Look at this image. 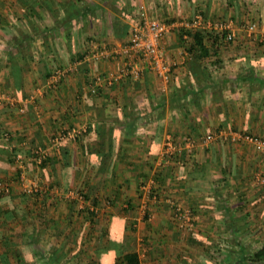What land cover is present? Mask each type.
<instances>
[{
    "label": "crops",
    "instance_id": "1",
    "mask_svg": "<svg viewBox=\"0 0 264 264\" xmlns=\"http://www.w3.org/2000/svg\"><path fill=\"white\" fill-rule=\"evenodd\" d=\"M39 1L42 7L34 10L23 0H0V91L5 95L0 145L27 152L19 164L28 165V180H38L40 191L51 196L47 213L52 225H39L40 197L28 203L19 195L17 202L0 201V264H42L65 236L63 251L72 264L81 260L72 257L78 252L82 259L94 255L97 227L62 198L74 192L65 195L58 186L49 187L61 183L64 166L72 164L77 168L75 187L83 182L91 194L88 183L102 182L95 207L99 228L110 215H124L123 209L131 206L126 215L136 226L134 243L144 261L238 264L241 246L247 254L263 247L264 179L258 173L264 171V154L255 143L229 136L244 132L264 137V0H119L117 9L112 2L82 0L85 8L95 1L99 5L69 31H43L55 26L59 0H51L52 11L45 0ZM196 15L205 22L232 21L235 41H224L208 59L184 62L165 87L149 69L139 78L119 75L129 64L117 51L140 19L170 25L162 46L169 58H179L186 29L180 23ZM115 21L129 25L126 35L116 34ZM253 22L257 31L251 35L246 27ZM33 33L28 44L26 37ZM13 36L21 40L14 49L19 51L20 93L5 53ZM57 68L65 73L49 85ZM96 76L103 80L93 93ZM160 111L163 120L158 119ZM72 128L81 129L77 138L56 140ZM4 132L11 143L3 139ZM170 132L175 150L167 152ZM33 146L49 158L46 169L29 155ZM91 149L110 151L107 171L87 168L94 161ZM146 185L154 191L149 193ZM21 187L28 194L36 192ZM176 205L193 210L195 230L190 234L177 226ZM79 231L82 237L76 236Z\"/></svg>",
    "mask_w": 264,
    "mask_h": 264
},
{
    "label": "trees",
    "instance_id": "2",
    "mask_svg": "<svg viewBox=\"0 0 264 264\" xmlns=\"http://www.w3.org/2000/svg\"><path fill=\"white\" fill-rule=\"evenodd\" d=\"M23 1H25L28 4V6L34 10L36 9V7L38 8L42 7L39 0H23ZM102 1L105 2L106 5L112 2V5H114L115 8L118 7L117 4L119 0H102ZM45 3L47 4V6L51 11L52 9L54 10L51 0H45ZM97 5L99 4L98 2L95 1L93 5L87 4L86 5L87 8H85V4L82 2V0H59L57 4L59 13L58 16L56 17L55 26L52 28L44 26L42 30L43 31L57 30V29H65L67 31L72 30L73 25L77 26L79 25L81 20L87 18L88 16L87 11H91V14L94 13L95 7ZM119 7H121L120 9L121 13H125L123 4H119ZM113 25L115 29L114 31L118 36L126 35L128 33V29H129L128 24L125 25L123 23H118L115 21ZM34 29H36L35 30L37 31L36 33L41 34L40 32L42 30H40V26L35 24ZM226 32L227 31H217L212 28L211 29L187 28V30L185 29L182 32V42L185 51H187L189 55V57L185 60V62L186 61L189 62L191 60H195V61L205 60L215 55L218 52L219 45L224 41H226L225 40ZM185 34H187L188 36L185 37L184 36ZM33 39H35V33H33V35H29L26 37V41L28 42V44L31 43ZM10 42L12 45L11 48H7L5 49L6 51L5 50L4 51L7 54L9 65L12 69L15 87L17 91L20 93L22 76H21V66L17 59V55H18L17 53L19 51L16 52L14 51V49L19 45L21 40L13 36L10 38ZM128 68L130 69V67ZM207 68L208 67L205 66V69ZM254 78L257 79L258 76H254ZM95 89H96L95 93H97L98 86H96ZM164 116H165L164 112L160 111L158 119L163 120ZM169 134H171L173 139L175 140V135L172 132H170ZM244 134H248V133H244ZM11 141L12 140L10 135V138L7 142L11 143ZM68 151H69L68 149L64 150L65 161L68 157L67 156ZM28 152L29 155L34 159L33 162H37L38 165H40L41 169H46L49 163V158L44 157L40 162H38L37 158L39 157V152L41 151L37 146H33L32 149H30ZM23 153L24 152L14 148V146H12V148H9L7 144L0 145V186L3 185L4 187L3 191L0 192V201L1 203H4L3 201L9 199L10 201L17 202L16 195H19L21 197L20 199H23L26 203H28L31 199L35 201L37 197H40L41 198L40 201L42 204V208H41L42 212L39 217L40 220H42V223H40L39 225L41 224L47 225L48 227L52 225L51 224L52 221H50L48 217L49 213H47L48 198L50 199L51 196L40 191L41 189L40 186H38L36 192L34 193L32 192L31 194H28L27 192H23L21 190L22 168H24L25 166V171H26V166H28L26 164L20 166L19 164V161L20 160L24 161L23 158L27 155L26 154L27 152L25 154ZM89 154L93 155L94 161L93 163L89 161L90 163H88L87 168L94 167L95 169L96 168H98L99 170L101 169L103 172L107 171L108 168L107 161L112 156L110 154V151L101 152L100 150L91 149ZM13 168L15 169V172L13 173V177H11L10 171ZM76 171L77 168L73 164L69 168L64 166L63 172H65V174L63 175V181H61V183L51 182L49 184V187L51 188L58 186L61 193H64L65 195L74 192V196L73 195L62 196V198L66 200V203H68V207L70 208L71 211L74 210L78 213V215L86 217V220L90 221L92 228L97 227V231H98L97 240H96L97 246L94 249L93 252L94 255L88 258L86 257L85 259L83 258L84 261H82L83 259L80 252L74 254L72 257H74V259L76 260L77 258L81 259V260L78 259L79 260L78 264H151L149 261H144L142 259L141 254L137 250L136 244L134 243L136 239L137 229L133 222L132 223L129 222L126 215L131 211V208H128L131 206L128 204L129 206L123 209L126 213L124 215L121 216L110 215L109 218L107 219L105 227L99 228L100 220L95 212V207L97 206L99 199L97 196V191L102 187V182H100L99 179H96L91 186L88 183V190H90L91 192V194H89L87 190H84L85 188H82L81 184L83 182L79 183V185L75 187ZM68 174H69V178H68ZM13 184L14 187L12 188ZM152 191L154 190L151 188L150 192L152 193ZM16 193H20V194H16ZM23 217H24V213L22 214V218ZM45 217L46 220H44ZM57 233H59L58 236L61 235V231ZM82 233L83 232L80 233L79 231L78 234H76V236L79 235L82 237L83 236ZM67 239L68 236H65L64 239L61 240L59 247L53 250V253L48 251L44 257L45 260L41 261L42 264H67L68 260L70 262L71 261L70 258H67L66 253L63 251L64 246L67 243L66 242ZM243 248L245 249V246H241V250L239 251L240 264H264V246L257 250H253L248 254L245 253V250H243ZM65 258L67 259L63 262Z\"/></svg>",
    "mask_w": 264,
    "mask_h": 264
},
{
    "label": "built area",
    "instance_id": "3",
    "mask_svg": "<svg viewBox=\"0 0 264 264\" xmlns=\"http://www.w3.org/2000/svg\"><path fill=\"white\" fill-rule=\"evenodd\" d=\"M232 21H204V18L201 15H196L191 19L183 20L180 23V26L188 29H195L202 26H206L217 31H227L225 40L228 43L234 42L236 39V33L232 30ZM170 25L167 23L158 20V19H140L137 24H134L130 31V38L126 44H124L118 51V54L127 58V64H129L126 68H124L120 72V76L131 75L135 78H139L143 71L146 69L151 70L164 84V87L168 85L172 80L173 72L176 68L182 65L185 60L189 57L187 51H183L180 53L179 58H169L166 54L165 49L162 46V40L164 38L165 33L169 29ZM246 29L252 35L257 31V24L251 23ZM185 37L188 35L185 34ZM130 66V69L128 68ZM65 71L61 68H57L53 71L52 76L49 80V85H54L59 81V79L64 75ZM116 77H120V76ZM102 76L95 77L94 86H99L102 82ZM95 87L91 88L93 93L96 92ZM5 99V95L0 91V103ZM81 133V129L72 128L67 132H61L56 140H64V139H75ZM3 139L8 141L10 138L9 132L3 133ZM232 141H250L255 143L257 148L263 152L264 154V137L254 136L252 134H244L234 132L229 136ZM212 139V136H206L205 140L208 142ZM165 146L167 152H172L175 150L174 139L171 134H167L165 138ZM41 151V150H40ZM44 153L39 152V157L37 161L40 162L44 158ZM20 166H23L21 164ZM258 179H264V171L258 173ZM22 185L25 186V173H22ZM28 187V188H27ZM3 185L0 186V192L3 191ZM25 189H29L31 191L38 189V183L30 181L29 186H25ZM149 193L151 191L150 185L144 186ZM7 190V188H6ZM156 198V195H154ZM175 220L177 222L178 228L182 232H190L195 228V217L193 214V210L189 207H184L180 205H176L175 207Z\"/></svg>",
    "mask_w": 264,
    "mask_h": 264
},
{
    "label": "rangeland",
    "instance_id": "4",
    "mask_svg": "<svg viewBox=\"0 0 264 264\" xmlns=\"http://www.w3.org/2000/svg\"><path fill=\"white\" fill-rule=\"evenodd\" d=\"M24 168H25V166H24ZM28 175L26 174V171H25V180H26V182H25V186H29L30 185V181L28 180ZM30 178V177H29ZM31 180H33V181H35V179H31ZM36 182V181H35ZM37 183L39 184V181H37ZM24 186V187H25ZM39 186V185H38ZM28 188V187H27ZM194 230H195V228H194ZM194 230H192V231H190V232H185V234L187 233V234H190L191 232H193ZM182 232V231H181ZM144 260V259H143ZM70 264H72V262H70Z\"/></svg>",
    "mask_w": 264,
    "mask_h": 264
}]
</instances>
